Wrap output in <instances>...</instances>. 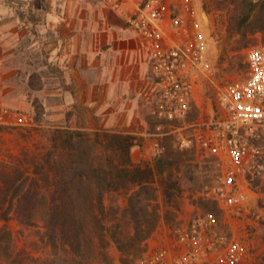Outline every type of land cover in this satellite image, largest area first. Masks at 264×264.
Here are the masks:
<instances>
[{
    "label": "rangeland",
    "instance_id": "374dc122",
    "mask_svg": "<svg viewBox=\"0 0 264 264\" xmlns=\"http://www.w3.org/2000/svg\"><path fill=\"white\" fill-rule=\"evenodd\" d=\"M147 1L0 0V225L22 257L75 264L54 263L41 216L18 213L9 186L46 170L59 129L100 131L104 141L125 133L137 142L135 162L154 165L168 141L192 156L180 171L157 175L161 219L138 264L162 251L186 253V232L208 213L216 220L202 233L195 264L223 256L264 264L263 154L240 165L202 144L225 116L226 88L248 75L249 50L264 43V0H162V17L146 29L134 18ZM99 148L97 160L116 156ZM230 170L234 183L225 180ZM174 172L182 187L170 199L164 179ZM117 198L127 204L125 193ZM109 250L110 263L92 264H122L117 245Z\"/></svg>",
    "mask_w": 264,
    "mask_h": 264
},
{
    "label": "trees",
    "instance_id": "16d2710c",
    "mask_svg": "<svg viewBox=\"0 0 264 264\" xmlns=\"http://www.w3.org/2000/svg\"><path fill=\"white\" fill-rule=\"evenodd\" d=\"M95 134L59 129L47 155L46 170L38 166L23 182L8 185L13 193L6 198L18 213L41 216L56 256L54 263H110L109 248L115 243L122 264H138L161 219L156 177L173 166L180 171L192 156L168 141L154 165L135 162L133 135L106 133L111 139L104 141L100 131ZM103 143L116 153L113 159L97 160ZM181 183L182 176L171 173L164 179L165 194L173 198ZM124 193L125 205L117 198ZM0 264H45V259L41 255L22 257L8 227L0 225Z\"/></svg>",
    "mask_w": 264,
    "mask_h": 264
},
{
    "label": "built area",
    "instance_id": "2783aa9c",
    "mask_svg": "<svg viewBox=\"0 0 264 264\" xmlns=\"http://www.w3.org/2000/svg\"><path fill=\"white\" fill-rule=\"evenodd\" d=\"M165 4L162 0H148L139 7L134 21L142 28H148L162 17ZM249 72L246 78L228 85L223 97L225 116L218 122L216 133L202 140L205 148L229 158L234 164H245L255 157L264 159V43L256 45L248 53ZM252 138H262L261 146L251 143ZM235 171L230 170L225 178L227 183H234ZM238 199L230 196L227 201ZM214 213L206 218L195 219L193 227L186 232L188 250L181 256H169L165 251L151 257V264H195V254L202 233L209 223L215 222ZM239 243H234L230 250L231 257L238 258L236 251ZM221 257L220 264H229V258Z\"/></svg>",
    "mask_w": 264,
    "mask_h": 264
}]
</instances>
